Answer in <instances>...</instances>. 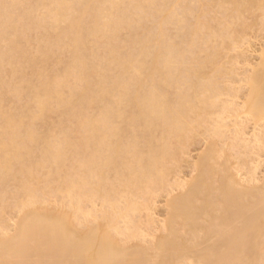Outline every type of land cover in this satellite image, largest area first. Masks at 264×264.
<instances>
[{
    "label": "bare ground",
    "instance_id": "obj_1",
    "mask_svg": "<svg viewBox=\"0 0 264 264\" xmlns=\"http://www.w3.org/2000/svg\"><path fill=\"white\" fill-rule=\"evenodd\" d=\"M263 27L264 0H0V264H264V175L237 178L264 151V48L236 88L260 134L234 127L236 166L212 140L239 107L224 66ZM203 136L163 235L140 244L141 213L181 188L169 176Z\"/></svg>",
    "mask_w": 264,
    "mask_h": 264
},
{
    "label": "rangeland",
    "instance_id": "obj_2",
    "mask_svg": "<svg viewBox=\"0 0 264 264\" xmlns=\"http://www.w3.org/2000/svg\"><path fill=\"white\" fill-rule=\"evenodd\" d=\"M245 35L247 36L246 38L248 39V42H249L250 45L247 44V42H245V39H246L245 38L243 40L245 43L242 41L244 43V44H242V46L243 45L244 46L243 47L240 46V48L242 49V51L243 50H246V52H244L246 58H244L245 60L242 59L243 62H245V61L246 62L248 61V62L244 64L242 62V60L240 61V59H238L236 57V60H232L233 61V66H231L230 64L224 66L225 68H233V70H235V71H233L234 74L232 73L233 75H230V76H232V77L234 76V79L236 81L237 80L239 81V83L238 82H236V83L235 82H232V84H234V85H232L230 83V79H229V81L227 83L229 85L230 84L232 85V87L230 86L231 88L234 87V89H236V88L239 87V90H242L243 89V91H242L243 93H245V91H247V89H246L247 88L246 87L247 85L244 84V80L240 81L239 78H243L244 79L246 77V74L245 75H243V74L246 71L247 72L251 71L252 68L254 69L256 63H258V61H257L259 59L258 58V54L261 53V49L264 48L263 47L264 46V27H263V30H262V28H256L254 30L249 31ZM247 39H246V41H247ZM234 51H237V50L235 49ZM231 55H233V54L231 53ZM234 55H238V53L237 54H234ZM245 56H243L242 54L241 55H238L239 58H242V57H245ZM249 74H251V73H249ZM239 90L238 91H237V89H236V91L234 90L233 96H231V97L229 96V97L226 98V99H229V101L227 102L228 103V106L229 105H233V103H231V102H235L237 104V106H239V104H240V106L242 107L243 100L245 99L243 97H244V95L246 96V94L243 95L242 92L239 91ZM236 92L237 93L239 92L238 95L236 94ZM240 92H241V95H240ZM234 93H235L236 96L234 95ZM223 99H225V97H223ZM240 106L239 107H236L235 106L237 109L239 108V110H237L236 108L233 107L234 110L236 109L235 112L233 110H230V111H227V112H225V113L222 114V116L224 117V119L226 121H229L228 122V125H226V126L220 125V126H223L222 127L223 129L226 128L225 131L223 132V133H225V136H226L225 137V140L222 141V139L220 140L219 138H215L214 136H213L214 137L213 139L211 138L212 140L216 141L218 147L221 148L222 151L223 150H226V151H224L226 153V154H224V156L225 155L229 156L230 159H231V161H232L231 164L232 165H235V166H236V163H237L238 160L236 161L234 158H237L238 157V153L242 149H244V148H241V149L240 148H237V149H240L238 151L237 149L234 150V148H231L230 147V150H228V146L232 145V144H230V143H232L231 142L232 141L231 138L234 136L233 134H235L234 133L235 131L233 132L234 127H235V129L239 128L241 130L240 134L242 133L244 135V137L246 135H248L247 136V139H249L250 137H252L254 135V133H255V131L253 132V129H254L253 126L255 127V124L252 121L250 123L249 122L250 121L249 119L246 120V117L244 116V111L242 109H240ZM220 120L223 121V118H221ZM230 121H235V122H237L238 125H236L235 122L233 123V122H230ZM225 123H227V122H225ZM260 127H261V125H260ZM260 127H257L256 126V128H258V130L255 128V130L257 131L255 133V135L260 132V130H261V129H259ZM263 127H264V124H262V128ZM242 128H244V130H242ZM244 131H246V132H244ZM263 131L264 130H262V133H263ZM245 133H246V135H245ZM243 135L241 136L242 138H243ZM261 135H263V134H261ZM245 138H244V140L242 139V141H246ZM211 139L209 140V138H206L205 136H203L199 140H197L196 143L193 144L189 148L188 153H187V156L185 155V157L182 160H180L179 165L176 168L175 172H173L169 176V182L172 183L173 181H179V182H181V184H180L181 185V188H179V189L176 188L177 190H174V189L170 190V188H168L167 190L164 189L165 192L164 191H161L159 193L160 196L158 195L157 198H153L150 201L151 202L150 203L151 204V208H150L151 210L143 211L141 213V216H140L141 217V221L139 223V228H140L139 230H141V231H138V232L139 233L141 232L142 234L140 233V236H138V238L139 237H142L143 240H141L142 242L140 241V244H143V245L144 244L145 245L154 244V242L156 240H158V238L163 235V228L164 227H162V226H163V223H164V219H166L165 218L166 217L165 215H166V211H167V210H165V208H166L165 202L168 201L170 198H173L171 196H174L175 197V196H177L179 194H182V192H184L186 190L187 185L191 182V180L196 175L195 168H194V162L196 161V158L201 154V152L204 151L205 145H208L207 144L208 142H211V143L214 142V141L212 142ZM249 141H251V140L249 139ZM249 150H250V152H249ZM242 151L245 152V150H242ZM260 151H262V150L259 149L257 147V145L254 148H252V147H251V149L249 148L248 149V153L246 154V160H245L247 162V165L246 166L244 165L241 169L239 167L238 168L240 170L239 172L237 170H234L235 166H233L234 168H232L233 169V172L232 173L235 174V176H236L237 175V172H238V175H237L238 177L237 178H239V180H243L244 182L247 181V180L248 181L250 180V181H252L251 182L252 184H253V181L254 182H257L255 184H259L258 181H260V179L263 178L262 176L264 175L263 174V172H264V151L263 152H260ZM256 162H257V164H256ZM238 163H239V161H238ZM254 164L255 165H260V167L258 168V170L255 173L252 172V168L254 167ZM245 178H247V179L245 180ZM247 182H245L246 183L245 185H247V184L249 185V182L248 183ZM171 183H169L168 185L170 186ZM175 184L177 185V183H175ZM180 185H177V186H180ZM171 186H173V184H171ZM177 186H175V187H177ZM46 205L48 207V204L47 203H46ZM41 207L44 208L45 205H43ZM46 208H44V209H46ZM47 209H51V211L54 209L55 211H58V212H60V211L62 212V211H65L66 210V209H64L63 204H61V202L58 201V200L55 201V202L54 201H52V202L50 201L49 207ZM27 211L28 210H26V213H27ZM66 211H68V210H66ZM24 212H25V210L19 212L18 214L9 215L7 217L8 220H9V228H10V230H9V232L6 231L8 233L5 232L6 233L5 234L6 235L5 237L12 235L13 230H14V227H15V222L17 221V219L19 217L23 216L22 214ZM55 213H57V212H55ZM149 215H151L152 217H154V219L156 220V221L155 220H152V222L153 221L155 222V223H153L154 225L152 224V222L150 224L148 223V218L150 217ZM151 219H153V218H151ZM129 240H131V239H128L126 241L128 242ZM135 241H136V239H135ZM135 241H132V242L129 241L130 243L129 242L128 243L125 242V244L127 243L126 244L127 246H132L133 244L136 245ZM136 242L138 243V241H136Z\"/></svg>",
    "mask_w": 264,
    "mask_h": 264
}]
</instances>
